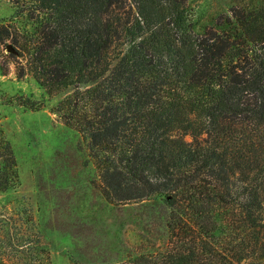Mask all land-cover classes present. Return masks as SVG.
Listing matches in <instances>:
<instances>
[{
  "label": "trees",
  "instance_id": "obj_1",
  "mask_svg": "<svg viewBox=\"0 0 264 264\" xmlns=\"http://www.w3.org/2000/svg\"><path fill=\"white\" fill-rule=\"evenodd\" d=\"M8 1L0 43L58 95L51 110L85 140L100 189L159 198L158 243L103 264H261L264 0L201 26L188 0ZM15 179L1 137L0 189Z\"/></svg>",
  "mask_w": 264,
  "mask_h": 264
},
{
  "label": "rangeland",
  "instance_id": "obj_2",
  "mask_svg": "<svg viewBox=\"0 0 264 264\" xmlns=\"http://www.w3.org/2000/svg\"><path fill=\"white\" fill-rule=\"evenodd\" d=\"M188 1L201 26L253 0ZM11 11L9 1L0 0V24ZM9 42L0 43V139L13 150L16 179L0 189L5 264L19 258L31 264L34 252L40 259L47 253L50 264H103L158 243L163 235L159 198L125 201L105 195L85 140L51 110L58 95H47L29 73H20V57L6 49ZM25 97L38 106L20 104Z\"/></svg>",
  "mask_w": 264,
  "mask_h": 264
},
{
  "label": "water",
  "instance_id": "obj_3",
  "mask_svg": "<svg viewBox=\"0 0 264 264\" xmlns=\"http://www.w3.org/2000/svg\"><path fill=\"white\" fill-rule=\"evenodd\" d=\"M6 49H8V50H10V51L13 50L12 47L10 46V44H6Z\"/></svg>",
  "mask_w": 264,
  "mask_h": 264
}]
</instances>
